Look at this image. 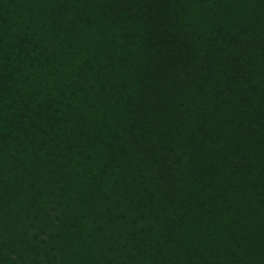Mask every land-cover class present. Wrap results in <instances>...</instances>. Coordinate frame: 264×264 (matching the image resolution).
Segmentation results:
<instances>
[{"label":"trees","instance_id":"trees-1","mask_svg":"<svg viewBox=\"0 0 264 264\" xmlns=\"http://www.w3.org/2000/svg\"><path fill=\"white\" fill-rule=\"evenodd\" d=\"M0 264H264V0H0Z\"/></svg>","mask_w":264,"mask_h":264}]
</instances>
